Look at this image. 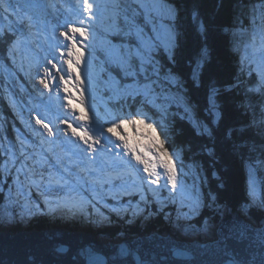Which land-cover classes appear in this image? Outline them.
Masks as SVG:
<instances>
[{
    "label": "rangeland",
    "instance_id": "374dc122",
    "mask_svg": "<svg viewBox=\"0 0 264 264\" xmlns=\"http://www.w3.org/2000/svg\"><path fill=\"white\" fill-rule=\"evenodd\" d=\"M246 1L264 3V0H245L234 7L231 16L228 14L229 32L225 27L223 35L230 41L227 50H231L237 60H247L258 77L256 84L259 87L264 86V62L255 56L260 50L253 47L254 50L251 48L247 55L244 51L247 48L241 45L243 37H246L245 30L236 27L233 19L247 16L252 20V15H256V8H246ZM24 2L0 0V28L11 30L9 36L12 40L16 39L12 34L19 37V43L11 54L10 39H0L3 43L0 48V90L7 89L6 92L16 97L17 104L14 109L9 99L11 95L0 92V125H3L0 128V145H3L0 147V193L3 197L0 203L4 204H0V228H11L16 222L48 212H40V209L49 210L53 214L50 217L56 219L58 212L53 211L62 207L70 210L68 216L72 210V217L73 213L80 216L78 223H86L87 219L82 218L85 212L92 214L95 220L97 217L107 220L112 216L114 224L118 222L116 227L129 232L135 226L143 228L142 220L148 224L158 213L173 206L171 213L162 214L165 221L156 226L163 228L172 224L170 234L175 239L183 236L193 242L215 241V230L220 220H224L225 214L233 218V214L237 215L235 210L226 205L215 206V199L209 194L207 203L201 186L203 172L200 166L184 162L179 150L161 153L158 149V129L169 133L174 126L170 117L187 115L194 129L205 135L210 134V129L220 117L214 92L210 95L207 110L212 125L209 128L197 121L193 107L182 95L181 83L157 62L160 51L171 57L174 47L172 24L175 12L172 7L163 0H44L43 8L39 1ZM219 2L216 5L210 3L209 11L213 12L214 19ZM21 4L24 6L21 7ZM122 9H125L124 13ZM11 11L17 12L11 16L12 19L8 18L13 13ZM254 21L261 22L260 16ZM21 24L25 28L19 30L18 25ZM72 26L78 31L59 35V31ZM214 30L219 31L215 24H211L207 30L208 37H213ZM253 35L252 39L260 38ZM73 43L79 51L78 62L67 55ZM68 60H71L75 72L65 63ZM231 61L229 57L228 72L232 80L236 73L232 69L234 59L233 63ZM37 62L38 68L35 67ZM45 69L51 75L48 81L51 93L45 92L37 83ZM239 84L234 83L233 87H239ZM82 96L84 105L81 108ZM70 99L71 107L68 103ZM134 101L137 106L147 105L153 111L149 109L147 113L144 107H138L133 112L129 105ZM17 113L20 116L23 114V123ZM81 115H87L89 119L81 120ZM37 116L51 127L54 136L50 137L44 127L35 124L34 117ZM70 128L87 132L93 140L99 141L94 145L98 150L90 154L88 147L72 135ZM109 128L115 129L116 134L109 132ZM29 130L41 136L32 137L31 143ZM17 138L24 144L18 143ZM128 138L134 141L133 151L124 146ZM9 149L16 160L5 174L3 169L9 158ZM136 157L145 163H138ZM110 176L114 177L111 183L107 182ZM34 180L40 181L39 186L32 182ZM246 181L253 185L255 191L249 192V195L254 196L258 185L253 177ZM110 192L111 195L108 194ZM206 208L210 216L204 217L199 227L192 226L194 219ZM241 211L243 214L237 219L245 217L247 210ZM50 217L46 216V219L52 220ZM136 220H140L141 224L138 225ZM31 221L43 222L38 219ZM253 221L250 222L253 226L261 222ZM28 223L23 224L27 232L50 230L49 226L36 230V227H27ZM94 223L92 221L93 227H96ZM109 224L112 227V223ZM102 230L105 228L94 234L102 238ZM138 236L148 234L133 237L117 232L114 238H109L114 244H120Z\"/></svg>",
    "mask_w": 264,
    "mask_h": 264
},
{
    "label": "trees",
    "instance_id": "16d2710c",
    "mask_svg": "<svg viewBox=\"0 0 264 264\" xmlns=\"http://www.w3.org/2000/svg\"><path fill=\"white\" fill-rule=\"evenodd\" d=\"M163 1L172 7L175 12L172 24L174 47L171 57L165 56L160 51L157 55V62L163 69H168L169 74H172L181 83L182 95L187 103L193 107L194 118L197 121L205 123L208 127L212 125V119L207 110H209L210 95L214 92L220 108V117L217 123L213 124L209 135L198 133L197 129L195 128V130L191 124V118H188L186 114H184L186 115L184 117L181 115H179L180 117L178 115L170 117L174 122H172L174 126L169 133L156 128V132L158 129L157 136L160 144L158 149L161 153L179 150L182 153L184 162L200 166L203 172L201 186L207 203L209 194L214 197L215 206H229L238 215L243 214L242 209L247 210L245 217H243L249 222H254L253 220L259 222L264 219V211H259V205L264 206V86L258 87V84H256L258 77H256V73L252 72L247 60H237L235 55L231 54V50H227L230 41L223 36V28L228 27V31L230 28V17L228 14L231 16V10L235 11L234 7L245 0H240V2H237V0H219V8L217 10L219 14H216L215 19L213 12L209 11V7L211 4L216 5L218 0ZM248 6L252 8V4L246 1V8ZM262 7L261 4H257L255 7L257 11H254V13L257 14L258 12L261 15ZM227 11L230 13H227ZM235 18L234 21L240 23L237 27L242 29L246 25L245 20L239 17L235 20ZM205 19L208 23H205ZM206 24L210 27L211 24H215L218 27L219 31H212L214 34H212L213 37L211 38L207 35L209 26ZM6 37L8 39L12 38L9 35H6ZM244 41L245 39H242L241 42L243 44L241 43V45L247 48L244 51L248 55L249 50L253 49V45ZM2 45L3 43L0 41V48ZM255 48L260 50L255 53V56H258L260 61L264 62V48L258 43L255 44ZM229 57L232 58V61L234 59L232 69L233 73H236L235 79L232 80L228 72L227 62ZM232 61L230 63H233ZM238 82L241 84H239V87L234 88L233 84ZM3 91L5 93L7 89L0 90L2 95L4 94L2 93ZM6 94L16 99L11 93L6 92ZM130 104L133 105H129L133 112L139 107L135 101ZM139 108L146 112L149 109L152 110L147 105ZM28 134L30 133L28 132ZM33 138L31 136L30 140L28 139L29 142L32 143ZM250 177H253V181L258 185L257 193L251 197L249 192L252 193L255 190L253 185L249 183ZM2 199L3 197L0 193V200L2 201ZM149 208L155 211L152 206ZM173 209V206H168L163 212L158 213L157 217L152 221L153 225L143 224V228H138L137 226L130 228V234H137L135 231L140 234H147L153 229H160L161 227L159 228L156 225L163 223L162 214L168 211L171 213ZM56 211L64 215L57 216L60 219L58 221L54 220L55 222L53 223H56L55 225L59 226L62 222H69L64 218V216H67L66 211ZM200 214L191 223L192 226L199 227L203 218L210 216V211L206 208ZM43 215L41 213L33 215L31 218L23 219L22 225L16 222L15 229L10 230L15 232L24 229L23 224L27 222H29L26 224L27 226L36 227V230H38L41 228L40 226H45L43 222L53 221V217L49 218L52 220H47ZM92 217V214L88 215L87 221L89 220V224ZM79 218L81 217H74V220L71 219L70 223L63 226L71 229H80L83 223H78L80 221ZM31 219H42L43 222L34 223ZM87 229L90 228L88 227ZM160 230L163 231V234H166L167 227H163ZM117 232L126 236L128 230L126 232L120 227H116L114 231L104 234L113 237L117 235Z\"/></svg>",
    "mask_w": 264,
    "mask_h": 264
},
{
    "label": "water",
    "instance_id": "95a60500",
    "mask_svg": "<svg viewBox=\"0 0 264 264\" xmlns=\"http://www.w3.org/2000/svg\"><path fill=\"white\" fill-rule=\"evenodd\" d=\"M235 217L225 214L217 239L209 243L152 234L101 245L86 233H5L0 234V264H264V226Z\"/></svg>",
    "mask_w": 264,
    "mask_h": 264
},
{
    "label": "snow or ice",
    "instance_id": "6c2138e0",
    "mask_svg": "<svg viewBox=\"0 0 264 264\" xmlns=\"http://www.w3.org/2000/svg\"><path fill=\"white\" fill-rule=\"evenodd\" d=\"M82 6H83V7H87L86 4H82ZM71 23H72L73 25L76 24V22H73V21H71ZM56 31H58V29H57ZM77 31H78V29H77V27H75V26H72L71 28H67V27H66L65 31H59V35H61V36H65V35H66V32H72V33H75V32H77ZM10 32H11V30H7V31H6L4 28H0V39H4V38L6 37V35H9ZM11 34H12V33H11ZM12 36H13V37H16V39H15V40H11V39H10V42H11V48H10V50H9L10 54L12 53V50L15 49V48L17 47L18 43H19V37H18L17 35H15V34H12ZM55 38H56V37L54 36V39H55ZM67 55H68L69 57H71V58H74L77 62L80 60L79 51H78V49H77V47H76V45H75L74 43L71 45L70 48H68ZM65 63L68 64V67H69V69H70L71 71H73V72L76 71L75 67L72 66V62H71V60L65 61ZM38 67H39V62H37V65H36V68H38ZM21 70L23 71V69H21ZM50 76H51L50 73L45 69L44 72H43V75L37 79V83L40 84L41 88H42L45 92H48V93H51V91H52V89H51V87H50V85H49V83H48V81H49V77H50ZM9 99H10V103H11V105H12L13 108L15 109V108H16V100H15L14 98H12L11 96L9 97ZM80 100H81V104H80V106H81V108H82L83 105H84V97L82 96V97L80 98ZM68 103H69V106L71 107V105H72V100L70 99ZM74 110H75V109H74ZM17 116H18V118L21 120V123H23V118H22V116H20L19 113H17ZM80 119H81V120H88L89 117H88L87 115H81ZM34 121H35V124H36V125H39V126H41V127H44L45 130L48 132V135H49L50 137H51V136H54V132L51 130V127H50L49 125H47L46 123H43V122L39 119L38 116H37V117H34ZM2 127H3V125H0V128H2ZM69 130L71 131V133H72V135H73L74 137H76V138H78L79 140H81V141H82V142L88 147V149H89V153H90V154H91V153H94V152H96V151L98 150L94 145L98 144L99 141L93 140V139L89 136V134H88L87 132H78V131H76L75 128H70ZM108 131L111 132L113 135L116 134V130L113 129V128H109ZM17 139H18V143H20L21 145L24 144V141L20 140L19 138H17ZM133 143H134V141H133V140H130V138H128V139L126 140L124 146H125V148H127L129 151H133V147H132ZM0 147H3V145H0ZM15 160H16L15 154L12 153L11 149H9V158H8L7 163H6L5 166H4V169H3V170H5V174H6V170L9 169L11 166H13V165L15 164ZM136 160L138 161V163H145L144 161L140 160L139 157H136ZM18 171H19V170H18ZM113 178H114V177H111V176H110L107 182L111 183V179H113ZM16 184H17L18 189H19V187H20V181H19V178L16 179Z\"/></svg>",
    "mask_w": 264,
    "mask_h": 264
},
{
    "label": "bare ground",
    "instance_id": "6f19581e",
    "mask_svg": "<svg viewBox=\"0 0 264 264\" xmlns=\"http://www.w3.org/2000/svg\"><path fill=\"white\" fill-rule=\"evenodd\" d=\"M47 1V0H46ZM64 1V0H63ZM65 2H66V0H65ZM188 2V1H187ZM46 3V2H45ZM175 3V2H174ZM251 3H254L253 1H251L250 2V4ZM2 4V3H1ZM184 4V3H183ZM254 4H255V6H254ZM253 5H252V9L254 8V7H256L257 6V3L255 2ZM69 5V4H68ZM81 5V4H80ZM89 5V4H88ZM247 5H249V4H247ZM59 6V5H58ZM66 6V5H65ZM62 7V6H61ZM89 7V6H88ZM249 7V6H248ZM247 7V8H248ZM74 8V7H73ZM178 8V7H177ZM249 8H251V7H249ZM45 9V8H44ZM53 9V8H52ZM179 9V8H178ZM43 10V9H42ZM47 10V9H46ZM257 10V9H256ZM183 11V10H182ZM237 11H239V10H237ZM249 11V10H248ZM178 13V12H177ZM219 14V13H218ZM180 15V14H179ZM186 15V14H185ZM257 15V14H256ZM254 16V17H252V20L251 19H248V17H243V19L245 20V23H246V26H244L243 27V29L245 30V33H249V32H253V26H256V27H259L260 26V22H258V23H256L254 20H255V18L258 16ZM47 16V15H46ZM234 19V18H233ZM260 19H262L261 17H260ZM203 20V19H202ZM206 20V19H205ZM236 20V19H235ZM207 21V20H206ZM205 21V23H208V21L206 22ZM214 21H217V20H214ZM244 22V21H243ZM253 23H254V25H253ZM210 24V23H209ZM235 24H236V27H237V25L239 26V24L240 23H236L235 22ZM207 25V24H206ZM37 26V25H36ZM42 26V25H41ZM44 26H45V24H44ZM46 27V26H45ZM49 28V27H48ZM53 28V27H52ZM215 28V27H214ZM241 28V27H240ZM239 28V29H240ZM45 30V29H44ZM213 30V29H212ZM242 30V29H241ZM260 32H263L264 31V24H262L261 25V27H260ZM237 31V30H236ZM239 31V30H238ZM35 32V31H34ZM45 32V31H44ZM229 32V31H228ZM53 33V32H52ZM225 34V33H224ZM240 34V33H239ZM45 36H47V35H45ZM224 36V35H223ZM50 37V36H49ZM46 39H48V37L46 38ZM249 40H251V42H249V43H251L252 45H253V47H255V44L256 43H258V44H261V42H258V41H255L256 39H249ZM258 40H260V41H262V42H264V39H258ZM254 41V42H253ZM135 45V44H134ZM207 45V44H206ZM248 46V45H247ZM8 48V47H7ZM254 50V49H253ZM260 56V55H259ZM166 59V58H165ZM35 66V65H34ZM243 66V65H242ZM36 67V66H35ZM203 69V68H202ZM249 71V70H248ZM175 75V74H174ZM205 84H207V83H205ZM246 89V88H245ZM262 89V88H261ZM208 90V89H207ZM6 93V92H5ZM220 93V92H219ZM249 94V93H248ZM248 98V97H247ZM207 105V104H206ZM2 107V106H1ZM260 107V106H259ZM18 108V107H17ZM2 109V108H1ZM18 110V109H17ZM8 111V110H7ZM6 113V112H5ZM22 114V113H21ZM22 117H23V114H22ZM200 119V118H199ZM205 120V119H204ZM30 131V130H29ZM28 131V132H29ZM37 132H39L38 130H37ZM36 132V134H38ZM29 133H31L32 134V137H34V138H38V137H40L41 135H35V133H34V131H30ZM34 135V136H33ZM26 137V136H25ZM71 137V136H70ZM39 141H40V139H39ZM38 142V141H37ZM105 144V143H104ZM107 144H108V142H107ZM108 146V145H107ZM111 146V145H110ZM101 154V153H100ZM222 154V153H221ZM93 155V154H92ZM213 155V154H212ZM222 156V155H221ZM108 157V156H107ZM105 161V160H104ZM123 163V162H122ZM103 166H106V165H103ZM100 167H101V165H100ZM70 173V172H69ZM107 174V173H106ZM49 176V175H48ZM225 179V178H224ZM117 180V179H116ZM117 182H118V180H117ZM223 183H224V181H223ZM110 185V184H109ZM31 187V186H30ZM30 191V190H29ZM111 195V194H110ZM40 197V196H39ZM114 197V196H113ZM122 199V198H121ZM93 204H94V202H93ZM38 208V207H37ZM40 208H41V206H40ZM46 208V207H45ZM43 210H45V211H48V212H46V213H43L44 211ZM102 210V209H101ZM41 211H43V212H41ZM55 211V210H54ZM73 211V210H72ZM40 212L41 213H43L44 214V216L46 217V216H48V217H50V215H51V212H49V210H46V209H40ZM75 212V211H74ZM85 212V211H84ZM105 212V211H104ZM253 212V211H252ZM55 213H57V211H55ZM91 213V212H90ZM232 213V212H231ZM64 215L63 213H61V212H58V214H57V216H60V215ZM140 214H142V213H140ZM263 214V213H262ZM149 215V214H148ZM230 215V214H229ZM229 217H231V216H229ZM236 217H237V215H236ZM54 218V217H53ZM64 218H65V216H64ZM83 218V217H82ZM95 217H92V221H95V225H96V227H93V225L91 224L92 223V221H91V223L89 224L88 222H86L85 224L83 223L82 224V227H80V231H82L83 233H86V234H88V235H90L91 237H92V239H93V241L95 242V243H97V241L101 244V245H107V244H113V245H120V244H122V243H124L125 241H123L122 243H120V244H114L112 241L113 240H111L109 237L110 236H107V234H104V233H107V232H109V231H114V229L116 228V225L117 224H114L115 222L114 221H112L113 220V217L112 216H110V222H109V219H107V220H102V219H100V218H96L97 220H95L94 219ZM138 218V217H137ZM145 218V217H144ZM176 218V217H175ZM232 218V217H231ZM44 219V218H43ZM60 218H58L57 217V219H53V221H47V222H43L44 223V225L45 226H49L50 227V230L49 231H45L44 230V232H60V231H64V232H73V230L70 228V227H66V226H63L64 225V223L62 222L59 226H57V225H55L56 223H53V222H55V221H58ZM38 220H42V219H38ZM55 220V221H54ZM74 220V219H73ZM102 220V221H101ZM164 220V219H163ZM165 221V220H164ZM42 223V224H43ZM109 223H112V227H111V224H109ZM136 223L137 224H141V221L140 220H136ZM175 223V222H174ZM189 223V222H188ZM59 224V223H58ZM146 224V223H145ZM128 225V224H127ZM132 225H133V223H132ZM131 225V226H132ZM2 226V225H1ZM45 226H42L41 228H40V230H43L42 228H44ZM76 226V225H75ZM81 226V225H80ZM119 226V225H118ZM159 226H160V224H159ZM162 226V225H161ZM23 227H24V225H23ZM28 227V226H27ZM27 227H25V228H27ZM90 228V229H87V228ZM108 227H109V229H108ZM120 227V226H119ZM167 227V229L169 228L168 226H166ZM103 228H105V230H102L103 232H102V234L104 235L102 238H98V236H96L94 233H100V230L101 229H103ZM162 228V227H161ZM259 228H261V227H259ZM15 229V228H14ZM13 229V230H14ZM45 229V228H44ZM193 229V228H192ZM145 230V229H144ZM155 230V229H154ZM22 231L23 232H26V233H32V232H35V231H31V232H27L26 230H24V229H22ZM178 231V230H177ZM75 232L77 233L78 231L76 230V228H75ZM137 234H134V233H132L133 234V237H134V235H140V233H138L137 231H135ZM175 232V231H174ZM5 233H9V234H12V233H10V232H8V231H4V230H0V234H5ZM154 234H156V235H158L159 237H162V238H165L164 236H162V235H164L163 234V231L162 230H160V229H156V231H154L153 232ZM127 235H131L130 234V232H128V233H126ZM145 234V233H144ZM148 234V236L149 235H151L152 233L150 232V233H147ZM169 234L170 233H168V236H169ZM116 236V235H115ZM115 236H113V238L115 237ZM180 236V235H179ZM131 237V236H130ZM139 237V236H138ZM142 237H144V236H142ZM166 237H167V234H166ZM173 241H175V242H180V243H191L192 241L191 240H189L188 239V241L186 240V239H184L183 238V236H180L179 237V239H174L172 236H169ZM110 239V240H109ZM131 239H134V238H129V240H131ZM193 239V238H192ZM99 240H102V241H99ZM104 241V242H103ZM126 241H128V240H126ZM209 241V240H208Z\"/></svg>",
    "mask_w": 264,
    "mask_h": 264
},
{
    "label": "clouds",
    "instance_id": "9594fccd",
    "mask_svg": "<svg viewBox=\"0 0 264 264\" xmlns=\"http://www.w3.org/2000/svg\"><path fill=\"white\" fill-rule=\"evenodd\" d=\"M106 134H108V135H111L110 133H106ZM34 184H36L37 186H39V184H40V181L39 180H34V181H32ZM108 194H112L111 192L110 193H108ZM114 198H115V196H114ZM26 208L28 207L27 205L25 206ZM81 211H83V209H81Z\"/></svg>",
    "mask_w": 264,
    "mask_h": 264
}]
</instances>
